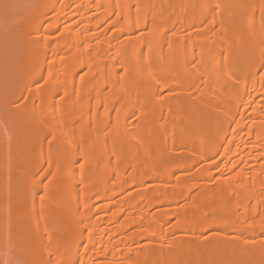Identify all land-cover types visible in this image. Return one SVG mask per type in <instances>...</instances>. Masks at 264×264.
I'll list each match as a JSON object with an SVG mask.
<instances>
[{
  "label": "bare ground",
  "instance_id": "1",
  "mask_svg": "<svg viewBox=\"0 0 264 264\" xmlns=\"http://www.w3.org/2000/svg\"><path fill=\"white\" fill-rule=\"evenodd\" d=\"M0 64V264H264V0H0Z\"/></svg>",
  "mask_w": 264,
  "mask_h": 264
},
{
  "label": "rangeland",
  "instance_id": "2",
  "mask_svg": "<svg viewBox=\"0 0 264 264\" xmlns=\"http://www.w3.org/2000/svg\"><path fill=\"white\" fill-rule=\"evenodd\" d=\"M1 65V64H0ZM2 66H0V68H1ZM2 68H4V67H2ZM1 71H3V69L1 70ZM0 85H1V83H0ZM3 86H1L0 88H3L4 87V84H2ZM4 89V88H3ZM2 89H0V91H1ZM2 91H4V90H2ZM2 93V96L0 95V116H2V117H4L5 115H6V110L5 111H2V110H4V106H6L4 103L6 102V99H7V95H5V91L4 92H0V94ZM3 97V98H2ZM6 97V98H5ZM10 97V96H9ZM12 97H15V96H12ZM11 98V97H10ZM16 98H14V100H15ZM4 100V101H3ZM12 101H13V99H11ZM7 101H9V102H12V101H10V99L8 98L7 99ZM16 101V100H15ZM14 102V101H13ZM17 102V101H16ZM3 108V109H2ZM6 108V107H5ZM0 126L3 128V126L1 125V122H0ZM17 262L18 263H21V260H17Z\"/></svg>",
  "mask_w": 264,
  "mask_h": 264
}]
</instances>
